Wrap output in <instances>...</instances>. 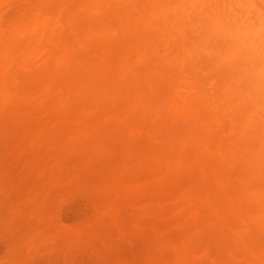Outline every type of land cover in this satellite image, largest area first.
Here are the masks:
<instances>
[{
  "label": "rangeland",
  "instance_id": "1",
  "mask_svg": "<svg viewBox=\"0 0 264 264\" xmlns=\"http://www.w3.org/2000/svg\"><path fill=\"white\" fill-rule=\"evenodd\" d=\"M38 2H48L47 4H49V2H53L52 5L45 6L46 10L48 7L49 8L48 10L50 12L51 11L53 12V20H54L53 21V48H51L48 44H46L48 46L43 45V48L40 51L41 53L39 56L42 59V55H44L43 59L40 60V62L48 60L49 57L53 56L51 59V64L49 63L50 67H49V65L47 66V67L52 68V69H51V71L50 70L48 71L50 74L49 73L47 74V71H45V74H43L44 67H41V68L37 67V65L38 64L41 65V63H35V62L32 63L36 69V72H38L39 74H37V75L32 74V75H34L33 77H35V78L31 77V80L30 81L28 80L29 84L25 83L28 86L30 85L31 88H28V86H26V85H25V87L22 86L23 89H20V91H21L20 94L23 96L21 97V95L19 94L18 98L20 100L21 99H24L25 101L28 100L29 103H30V101L33 102V100H34V102L25 108V106L23 107V105H25L28 102H26L24 104V102H23L24 100H22L23 104L21 103L20 114H21V112H23V114H21L19 118L17 117L18 121H16L17 124L15 126V127H18L20 124H22L21 128L19 129L20 135L18 134L19 130H18V132L15 133L14 129H13V131L12 130L9 131V132L12 131V133H13V137L11 139H9V137H11L10 136L11 133H8L6 139L4 137L3 144L1 145L2 146L1 148H3V157H5L4 162L6 161V163H9L13 159H15L16 155L19 152L24 151V153H26V155L24 156V154H21L17 158V160H18L17 163L23 162L26 157H29L27 155L29 154L28 152L30 151V149L31 148L36 149L38 147V145H37L38 140L42 144V145L40 144L41 149L39 148L40 151H38L39 157H41V155L44 152L50 153V151H52V149H53V153H55L56 152L55 149H58L60 147H61L60 149L67 151L71 147V144L75 148L74 149L70 148V150H72V151L77 150L79 152V154L77 151H76L77 153L76 152L72 153V151H71L72 154H70V151H69L68 156H67V154H66L67 152H65V151L63 152L61 150H58V152H56L57 153L56 157H54L55 155L49 156L48 163H49V161H50V163H51V161H53V163H54V159H57V161H55L56 163L53 164L56 166L48 168L46 171V174H45V181H47V182H48L47 177L50 175L51 171L53 174V185H52V187H51V181H50V183H48L46 185V189H50V187H51V189H53V196L55 195L54 197L53 196L51 197L53 202L51 201V199L49 200V202L50 201L52 202V204L49 203V208L52 205L53 207H51L50 209L53 208V210H51V212H50V209L48 208V210L45 214L46 216H44L46 218H43L39 222L37 219H35V218L33 219V216L30 213L32 210L31 205L26 206L25 211L23 209V214H22V212L20 213V214H22V216L19 217V219L23 217V219H22V220H24L23 223L28 222L27 224H29V225H27L28 228H25L24 230H22V232H21L22 236L21 235L20 236L23 238H22V240L19 239L20 242H18L19 241L18 240V241H15L14 244L12 243L11 245H9V247L11 246V249L10 248L7 249L6 245H4L2 243L0 244V264H15V263L16 264H70L71 262L75 263V264L77 262H78L77 264H264V242L257 241L260 238H262V240L264 241V238H263L264 237V230H259V229L253 228L254 231H251L252 228L247 229L243 226L245 222H248V216H249V213L251 210L249 209L247 211V209L244 208L246 211H242V213H236V214L231 213V212L227 213L228 211H226L224 208H221L222 205H221V207H219L220 204H218V202L216 203L215 206L212 204L211 207H209L210 205L208 203H210V204L214 203V200H216V198L212 199V196L211 197L209 196L211 194L209 192H211V190H212V192L214 191L215 193H218V190L215 188L214 182H212L211 180L208 182L207 181L204 182L202 180L203 184L207 187L206 190L202 189V191H204L202 194L204 197L201 196V199H202L201 203L203 205L202 206L199 205V201H197V200H192L193 199L192 197L195 198V194H196V196H198V194H201V193H195L198 191V187H196L197 189L193 188V190H195L194 192H192V190H191V185H192L191 182L197 181L196 178H195V180H193L194 178L192 176V172H193V174H197L198 169H196L195 165L186 166L187 163H189V161L185 162L186 165L184 163V165H185L184 168H181L182 173L185 176H183L181 173L182 176H179V177L174 176V177H171L169 179H161V180L155 181L157 183L154 182V186L149 185L147 187L144 185V182L146 181L145 178L149 177V175L151 176L152 174H154V175H152L153 176L152 178H156V177L161 178L162 175H164V170L161 168H157V167H152L150 169L148 166H143L142 172L143 171H145V172L143 174H141L142 172H139V173H140V175H142L144 177L140 176V178H138L134 182H132V186L138 185L137 186L138 190H141L140 188H142L143 190H148L147 192H149V193L154 192L153 190L149 191V189H152L151 187H153V189L157 188L156 190L160 191L159 186L160 187L162 186L163 188L165 187V189H168V191L165 189H164V192L160 191V193L161 194L163 193V194L159 195L155 199H153L154 195L152 196V198L149 197L152 200L151 201L150 199L147 200V198L149 196L148 194H146V197L145 196L142 197L143 194L137 195V192H138L137 189L132 190L131 192L130 191L127 192L125 190V186L122 185L121 188L122 189L124 188V191H122V195L118 199L121 201L120 204H123V203H126V204H124V206L120 205L121 210H119L120 209L119 205H118L119 209H117L115 207V209H117V210L113 211V212H115L114 216L111 215L110 217L109 216L103 217L104 221L100 220L99 222L101 224H99L97 221H95L96 219H94V218L95 217L98 218L100 216L99 211L103 215L105 213H108V208L111 207V205L114 201V197H112V195L110 193H112L113 190L117 186V183H116L117 178L116 177H118V175L116 176V172H117V174H119L122 171L121 161L123 160V157H125L124 156L125 154L123 153L124 147L119 146L120 144L117 142L118 136H116V134H114V135L109 134L111 132L110 131L111 127L109 130H107L108 129L107 127H106L107 129H105V127H103L105 129V131H103L104 133L102 132L103 129H101V131H100L99 130L100 128L99 129L95 128L94 130H98V131H100L99 133L105 134L104 137L102 136L104 139H107V137H109V136L112 138V136H113V138H115V139H111V138L110 139L114 140L115 142H113L114 143L113 144L110 140L111 144H113L112 148H110V146L107 147V145H105L103 147V146H101V144L103 142L97 143V141H99V140L95 139V136L94 137L92 136L91 138H94L93 140H96L95 141L96 146L91 145V143H88V144L91 147H98V149L100 148L99 151L97 150L98 152L96 151V153H95V151L94 152L90 151V153L86 152V154L84 152V154H82L80 152H83L86 149L82 145H81L82 146L81 148H83L82 151L77 149L79 147V143L81 141L77 143V140L76 139L74 140V138H75V136H78V137H79V135L81 136L80 132L83 129L82 128L83 126H80V124L77 125L76 128L72 126V123L75 122L76 120L77 121L81 120L84 117L85 113L91 112V114L95 115L94 112H96V110H97L98 112H96V114H98V113H101V114L99 115V117L96 115V118H98L99 121L104 120L106 122V125L109 127V125H111V124L108 120L112 121V118L114 115H118L119 119H121V116L123 114L124 115L129 114L127 112H130V113H132V116L133 115L135 116V110H136V116H137L136 118L137 119L135 118V122H134V124H136V126L133 124L132 125L130 124L132 126V128H134V130L127 131V136H131L133 139H136V137H137V138H139V140H144V141L150 140V141H152L151 144L153 146H157V147H161V148H162V146H161V143L158 144L159 142L163 141L164 143L165 142L167 143V141H169V139L176 140V137L177 138H179V137L186 138L185 137L186 136L185 131L188 128V125L185 122H181V121L179 122V120H178V122H179L178 123L177 120L170 118L169 106H168L169 103L165 102V104H164V102H163V101H166L167 94L164 90L163 83L161 82V80H159V77L156 74L151 73V72L148 73L146 71V73H145V71L143 69H142V71L138 70L139 75L141 73H143L140 76L141 77L144 76L145 82L142 81V83L144 82L145 85L147 86L146 87L145 85H143L142 92H141V84H137L136 85L137 87H135V85H134L135 79H137L136 83H138V81L140 80L139 78H141V77L139 75L135 76L136 78L133 79V82H131L132 78L134 77L133 74L131 73V68L139 66L141 64L143 67H144V65H145V67H148V65H150L149 67H152L151 65H153L154 67H159V66L161 67V65H163L166 67L168 66L170 68L171 67L176 68V69L180 68L181 72L179 71V69H178V71H179V73H181V75H183V77H185L186 80L193 81V82L200 81L199 83H203V82L204 83H206V82L207 83H214L215 89H217V91L216 90L215 91L222 93L225 96H229V97H236V96L237 97H260V98L264 99V57L262 55L258 54L257 52H254V51L248 50L246 48H243L242 46H239L235 41H233L232 39H230L228 37L223 36L222 34H217L216 32L213 33L212 29L209 27V25H207V22L204 21L205 18L208 19V18H211L212 16H216V15L217 16H227V17L229 16L232 18H238V19L245 21V22L256 23V24H258L264 28V0H0V14L8 13V16L14 15L13 17L9 16L11 23L8 22L9 19L8 20L5 19L7 22L4 20L2 23H0V25L2 26L6 22L5 26L3 25L4 27H6L7 25L9 26V24H10L9 28H11V30L9 29L10 31H8V29H7V31L11 32L13 29V26L15 24L14 22H15L16 16L14 13H16L18 11H23V10H29L33 5L37 4ZM55 14L56 15L59 14V15L55 16ZM54 16H55V18H54ZM60 17L62 19L64 18L65 22L64 21L60 22L61 21V19H59ZM6 28H4V29H6ZM102 35H105L106 37L103 38ZM83 36L84 37L86 36L85 37L86 40L88 38V42H86V40H85V42L82 41V39H84ZM80 38H82V39H80ZM89 41L92 43V44L90 43L91 45L88 44ZM90 46H94L93 47L94 51H92L93 50L92 48L90 50H88L90 48ZM128 48H130V49H128ZM82 50H84L85 52L81 53V52H83ZM100 51H128V52H130L131 56L129 59L127 57V61L130 62L132 60L131 62L134 64L129 65L128 62L127 63L129 66H127V63H126V65H124V63L120 64V73H119L115 70L116 63H115V61L111 60L113 58L103 59L100 56L99 59L98 58L95 59V55L98 54V52H100ZM83 54H85V55L83 56ZM133 54H134V57H133ZM93 55H94V57H93ZM82 57H83V59H82ZM76 58H77V60H76ZM89 58H91V59H89ZM84 59H86V60H84ZM107 60L109 62H106ZM145 60H146V62L143 63ZM110 62L113 63V65ZM94 63H98V65L101 64L102 69L105 70V71L99 70L98 73H100V72H102L101 74L104 73L99 78H97L98 76L95 78L93 77V75L96 74L97 70L99 69V66H97V68H96V65ZM103 64L105 65V67H103L104 66ZM110 64H111L113 69L110 66V68H109L110 70L108 72H106L107 66L109 67ZM31 65H30V67L33 68L32 67L33 65L32 66ZM121 65L123 68H121ZM126 68H127V72H129L128 74L127 73L125 74ZM100 69H101V66H100ZM111 69L113 70L114 74L117 75V77L119 79L120 78L122 79V81L114 79V81L115 80H117V81L113 82L112 84L108 82L109 84H111V87L106 86L105 89H107V91H110L111 97L109 98V93H107L108 98L106 97L107 100L105 101L103 99V96L106 94L102 93L105 90V89H103V80L102 81H99V80L103 79L104 78L103 76L108 75V74L110 76V77L108 76L109 80H110V78L114 76ZM47 70H48V68H47ZM54 70L58 71V72L56 71L57 74H55V75L59 74L57 77L53 76L55 73ZM78 70L80 71V73L78 72ZM82 71H84L83 72L84 75L79 76L82 73ZM32 72H33V70H32ZM175 72H177V70L173 71V73H175ZM42 75H43V77L48 76L47 79L45 78L46 79L45 83H44L45 79H43ZM138 76H139V78H138ZM53 77H54V79H53ZM108 77H106V78H108ZM128 77L130 78V80L128 79ZM78 78H80V80ZM37 79H40L41 84L39 83V81H37L39 84L36 87H35V84H32V85H34V86H32L31 85L32 82L37 84V82H36ZM52 79H53V81H51ZM148 79L149 80L154 79L153 81H155L156 83L153 82L152 80L149 82ZM93 80H95V81H93ZM50 82H52L53 84L55 83V86L53 84H51ZM82 82L84 85L85 84L87 85V83L89 84L88 86H85L86 89L83 91H81L83 89L82 88L83 85L80 84ZM110 82H111V80H110ZM157 82H161L160 83L161 87L159 85H157ZM95 83L99 87H97V86L94 87ZM139 83H141V81H139ZM151 83L152 84L155 83L156 85L154 84V87L152 88ZM104 84H106V83H104ZM118 84H120V85L123 84V86H120V88H115L116 86H118ZM127 84H128L127 87H129V88L125 87ZM49 85L52 86L50 89H48ZM226 85L228 87H225ZM61 86H63V87H61ZM26 87L28 89H25ZM46 87H47V89H46ZM90 87H91V89H89ZM99 88L103 89V91L101 90L102 92H100V93L97 91L96 93L98 96L94 95L95 93H93V92H95V90L100 91ZM88 89H89V91H88ZM155 89H157V92ZM29 90H31V91H29ZM69 90H72V91L70 92ZM118 90L122 91L120 93L121 98L118 97V95H119ZM161 90L164 93L163 92L161 93ZM23 91H25L26 93H24ZM41 91H44L43 92L44 94L40 93ZM84 91H86L87 93L85 94L84 97H82V95H84V94H81V93H84ZM107 91H105V92H107ZM144 91H146V92H144ZM29 92H31V93H29ZM69 92H70V94H69ZM101 93L103 94V96L99 95ZM113 93L118 94L117 95L118 99H116L117 101L116 100L114 101V103H118V104H116L117 107H114V108L113 107H107V108L104 107V109H106V111L104 109L100 108L106 102L110 103L111 100L114 99ZM134 93H135V96H133ZM137 93H141V94L139 95ZM148 93L149 94L152 93V96H150ZM136 94L140 97L139 99H137L138 97L136 96ZM142 95L144 97H142ZM161 95H163V96L159 98V96H161ZM126 96L128 97L127 100L125 99ZM72 98H75V100ZM85 98H86V100H85ZM158 98L161 100V102ZM71 99L74 100V102L77 101L75 103V105H73L74 103L73 104L71 103ZM101 99H103V101ZM120 99H123V100L119 101ZM79 100H81V101H79ZM93 100H94V102H92ZM95 100H97V101H95ZM100 100L103 103H101ZM67 101L69 102V104L73 105L72 106L73 108H71L69 106V104H67ZM118 101L121 102L122 104H119ZM148 101H149V103H148ZM96 102H99V104ZM133 102H134V104H133ZM62 103L66 104L64 108L62 107L63 106ZM78 103H81V104L78 105V108H77L76 105ZM152 103H153V105H151ZM154 103L156 104V107H159V105H163V106H166V108L164 107L162 109V106L159 108H155ZM198 103H200L199 105H197L198 109L200 111H201L200 108L205 109V110H203L204 112L207 111V113L206 112L205 113L208 114L207 115L208 119L205 117L206 114H204L202 111L199 113L201 114L202 117H204L203 120L208 122V120H210V117H211L209 115H211V114L209 113V111L205 107L206 105L203 101H200ZM137 104H139V107ZM141 104H143V105H141ZM42 105H43V107H41ZM112 105L113 104H111V106ZM135 105H137V108H134ZM57 106H59L58 110H60V106H61L63 111H57V108H56ZM140 106H141V108H140ZM33 107H34V109H33ZM167 107H168V109H167ZM51 108H54L56 110H53V111L48 113V111H50ZM133 108L135 110H133V112H131L132 110H130V109H133ZM138 108H140L139 111H138ZM160 108L163 111H165L164 113H166V114H164ZM28 109H32L35 112L31 113V111H29L30 112L29 113ZM71 109L73 111H71ZM122 109H126L125 110L126 113H124L123 111L121 113L117 112V110L120 111ZM166 109H167V112H166ZM25 110H27L26 111L27 113H25ZM38 110H41V111H38ZM102 110L104 112H102ZM219 110H220L219 113H221L222 108H220ZM146 111H147L146 114H148L147 118L145 117L144 119H141V121L143 120L142 123L136 121V120H139L141 116H142L141 118H143ZM46 112L49 116L44 115V114H46ZM59 112H61V113H59ZM69 113L71 114V116L69 115V117H68ZM161 113H163V114H161ZM149 114H151V115H149ZM157 114H159V116H157L158 118L161 115L162 120L160 122H164L163 118H165L166 122L165 123L158 122L159 121V120H157L158 118L156 119ZM53 115H55V116H53ZM164 115H166V116H164ZM219 115H222V117H220ZM24 116L28 120V122L26 121V123L23 122ZM40 116H42V119H40L41 118ZM218 116L220 118V123H221V119L224 120L223 121L224 123H225V120H228L231 122V120H229L228 118L227 119H226V117L223 118V111L221 114H218ZM47 117H50L51 120ZM62 118L64 120H62ZM154 119L157 120L159 125L162 124L163 127L167 123H170V124L175 123L174 124L175 127L177 126L176 124H181L180 128L181 127H183V128L180 129L181 132L180 131H178V132H180L182 134V132L185 130L184 131L185 134L179 135L178 132H175L177 134L176 135V134H174L175 130L173 129V132H172L173 136L171 135L173 138H171V136L167 135V133H169V132L164 130V128L162 126H161V129L160 128L158 129L156 127V125L154 126L155 128L153 127V124H151V122L153 123ZM37 120H39L38 123H37ZM132 120L130 122H132ZM40 121H41V123H40ZM230 122L228 124L229 126L231 125ZM43 123L47 124V125L45 124L46 127H42ZM137 123H139V125H142V126L139 128V125H137ZM226 123H227V121H226ZM55 125H57V126H55ZM145 125L146 126L148 125V127L145 128L146 130H143ZM150 125L152 127H151V131L149 132ZM159 125H158V127H159ZM224 125H223V127H224ZM28 126H30V127H28ZM218 126H220V125H218ZM218 126H214L212 128V131H216L218 129ZM229 126H226V129L223 128L224 130L220 129L221 131L218 129L220 134L218 132L212 133L213 136H214V134L216 135V138L219 136V140L217 139L215 141L216 143L218 141L221 142L222 139L224 140V135H225V137H227L226 134L228 133V130H229L228 127ZM167 127L171 128L169 125H167L166 128ZM177 127H176V129H177ZM51 128L54 129L53 132H55V133H57L58 130L59 131L62 130L63 132H62V134L59 133V131L57 134H55V133L51 134L50 133L52 131ZM55 128L56 129L59 128V129L56 131ZM49 129H50V132L48 135L51 137H48L47 133H45V132H48ZM64 129L67 130L66 133H65ZM26 130H28V131H26ZM152 130H154V133L156 135L161 134L164 137L156 136ZM160 130H161V133H156V132H159ZM167 130H169V129H167ZM178 130H179V128H178ZM98 131H93V133L94 132L96 133ZM141 131H142V134H145L146 136L140 135ZM171 131H172V129H171ZM24 132L29 133L27 135V137L23 136V135L27 134V133L25 134ZM148 132L150 134H146ZM151 132H152V134H151ZM45 134L47 135V137L45 136ZM106 134H109V136H106ZM16 135H19V136H16ZM41 135H42V137L44 136V138H42V137L40 138L39 136H41ZM55 135H56V138H54V139H56V141H54L52 139L49 141L46 140L48 138L55 137ZM153 135H155L156 137L154 138ZM22 136L24 137L23 141L21 140ZM37 136L39 137V139L37 141L32 142L34 144L33 145L31 143V141H33V138L34 137L36 138ZM141 136H142V138H141ZM14 137H16L17 139ZM83 137H85V136L83 135ZM83 137H82V139H83ZM151 137H152V139H150ZM157 137H159V139H156ZM161 137H162V139H161ZM40 139H42V140H40ZM163 139L166 141H164ZM66 140L67 141L70 140V142H72V140H74L73 143L76 141V144L75 145L73 143L69 144V142L67 143ZM79 140H80V137H79ZM87 140H88V138H87ZM90 140H92V139H89L88 141L85 140L86 143L85 142H83V143H85V145H86L87 142H89ZM173 140H170V142L167 143L168 145H165V146H167V148L165 147V150L174 146L175 142H173ZM64 141L66 142L65 144H64ZM103 141H107V140H103ZM155 141H159V142L157 143ZM40 142H38V143H40ZM48 142H50L49 145H48ZM90 142H92V141H90ZM110 142H108V143H110ZM220 142H218V143H220ZM225 142H227V140H225ZM35 143H36V145H35ZM43 144H45V145H43ZM66 144L70 147L68 149H64V147L62 148V146H65ZM88 144H87V146L90 147ZM92 144H93V142H92ZM178 144L179 143H176L175 146L173 147L174 152L177 149ZM162 145H164V144L162 143ZM224 145L226 146L227 143ZM91 147H90V150H91ZM113 147H116V149H114ZM95 149L96 148H94L92 150H95ZM60 152L61 153L63 152L64 155H62L63 153L61 154ZM92 152H93V154H91ZM60 154L62 155V157ZM187 154L191 155V150L190 151L187 150V152L185 153L186 157H187ZM39 157H37V158L39 159ZM66 157L69 159L68 161L66 160L67 162L63 160ZM191 166L194 167L192 172L190 171L192 169ZM53 169H54V171H53ZM141 169H140V171H141ZM146 171L148 174H146ZM194 176L197 177V175H194ZM180 180H182V182H180ZM200 182H199V184H200ZM44 183L45 182H43V184ZM182 183L184 184V186ZM247 184H245L244 186L241 187V188H243L242 190H245L246 187H248L246 190L247 193H245V191L243 193V191H242V197L244 198V200L242 198H241V200H243L244 206L249 201L248 192L252 188L251 187L252 184H250V183H247ZM204 185H202V186L204 187ZM144 186L146 187V189L144 188ZM170 187H172V188H170ZM211 187H213V189H211ZM143 190H141L140 192L142 193ZM161 190H163V189L161 188ZM186 190H187V192H186ZM166 191H167V193L168 192L171 193L170 196L173 195V197L170 198L169 194L166 195L168 198L165 197ZM176 191H177V193H176ZM199 191H200V189H199ZM128 193L133 194L134 197H136V196L140 197L141 196L142 198H140L138 203H137V201L133 200L134 197L129 201V198H131L132 195H130ZM106 195H107V197H106ZM109 195H111L110 196L111 198L109 197ZM163 195H164V197H163ZM162 197L164 198V200L161 201V199H160V201H161V203H160L161 208H160L159 204L158 205H156V204L159 202L158 201L159 198H162ZM214 197H218L219 199L220 198L223 199V196L220 197L219 194L218 195L216 194ZM245 198H247V200ZM38 199H39V201H42L41 196H39ZM103 199H105V200L103 201ZM145 199L147 201H144ZM153 200H156V201H153ZM184 201H186V202L183 203ZM223 201H225L224 204L226 202H228L225 196H224V199L221 200L220 202H223ZM99 202L104 204V206L102 204L99 205ZM178 202H179V205L176 204ZM117 203L119 204V201ZM150 204H151V208L149 207ZM152 204H154L155 206H153ZM164 204H165V206H163ZM197 204H198V206L204 207L205 209L202 208L204 210H202L200 212V207H198ZM95 206H98V212H97V210L95 211ZM187 206H189V207H187ZM146 207H148L147 210L150 209L149 210L150 212H153V210H154V213H153L154 219H153V216H151L152 213H149V211L148 212L146 211V213H149L150 217H152V218H149V214H148V216L143 215L145 213L144 211H143L142 215L146 216V217L142 218V217H140V215H138L139 213L136 211L137 212V213H135L136 218H134V220H129L130 221V224H129L127 219H130L131 216H127V214L128 215H130V213L133 214L135 211L134 212H132V211L135 208H136V210L140 209V211L139 210L138 211L142 212L141 210H146L145 209ZM163 207H167V209H165V208L163 209ZM168 207H170V210L168 209ZM171 207H174V208L171 209ZM123 208L125 210L127 208L126 211L127 212L130 211V212L125 214L127 216V218L126 217L125 218L119 217L121 219V223L118 224L116 222V220L119 219L118 213L121 212V214H122V215L119 214V216L120 215L124 216L123 213H126V211H122ZM159 208H160V210H159ZM14 209L15 210H13V209L12 210L16 211V208H14ZM131 209H132V211H131ZM162 209L165 212H162L161 211ZM221 209H223V210H221ZM118 210H119V212H118ZM183 210H185V212H183ZM207 210H208V212H207ZM212 210H214V211H212ZM210 211H211V213H210ZM96 212L98 213L97 215H96ZM167 212H168L167 217L164 216L165 218L164 217L160 218V216H162L163 213H165L167 215ZM181 212H182V214H180ZM219 212L221 213V215L219 214ZM51 213L53 215H51ZM244 213L246 216L242 215ZM159 214H160V216H159ZM87 215H88V217H93L96 226H97V224H99L102 227H101V230L97 231L98 233H93L94 235H91L90 239L89 238L86 239L85 243L81 242L82 245L78 246L76 243H73L72 246H74L75 249L78 248L81 250V248H85V249H82L83 252L81 251L83 254L80 252L81 258H79V255L72 254L73 253L72 252L73 249L71 248L72 246L68 247L69 246L68 244L63 243V239H62L63 237H61L60 234L63 233V230L67 231L69 229V227H71L73 225L78 226L79 224L77 222L79 221V223H80V221H83V220H81L83 218L85 221H83L81 223V225L84 226L85 222H86L85 217H87ZM207 215H209V216H207ZM222 215H224L223 217H224L226 222L223 221L224 219L222 218ZM17 216H18L17 213H12L10 211L9 213H7V215L4 218H0V241L4 240L6 238L5 234L11 228V227H9L10 226L9 223L12 219H15V220L18 219ZM55 216L57 217L58 221L56 220ZM115 216H117V218H115ZM172 216H174V218H176V219L173 218L175 221H177V218L179 219L178 223L171 221ZM53 217H54V219H53ZM138 217H140V218H138ZM147 217L149 218V220L147 219ZM227 217H229V218H227ZM123 218H124V220H123ZM141 218H142V220L145 218L143 220V222H146V221L148 222V225H145L146 227H144L143 226L144 223H142L140 221ZM47 219H49V220H47ZM214 219L217 221L215 222ZM232 219L234 221H232V224H231L229 222H231ZM87 220H88V218H87ZM136 220H137V222H136ZM153 220H156V223L160 222V225L165 220L163 222V226H162L163 231L165 230L163 233L164 235L158 234V231H156V229L154 228ZM168 220L171 223L174 222L172 224L169 223V225H172V226L168 225ZM201 220H202V222L206 221V222H204V225H206V227L202 228L203 225L201 227V224H203V223H200ZM56 221L58 222L57 224H56ZM90 221L93 222L92 219H90ZM109 221L112 223L110 224ZM125 221L128 224L124 225ZM133 221H135V222H133ZM184 221H186L185 222L186 224L184 223ZM239 221L242 224V226L238 224ZM37 222L39 223L38 226H37V224H38ZM132 222H133V225L135 223V225H134L135 227L132 225ZM166 222H167V224H166ZM137 223L141 224V225L139 224L140 229H141V227L145 228V229L142 228L143 231L144 230L146 231L147 229H149V227L152 230L155 229V231L152 232L149 229L152 234H150L149 230H147L146 233H144L145 231L141 232L142 229L141 230L139 229L140 231L139 230L136 231L137 229L136 230H134V229L139 228L138 227L139 225ZM156 223H154V224H156ZM183 223L185 224V226ZM217 223L221 224V226H223V227L218 226L219 224H217ZM112 224H113V226H112ZM116 224H118V225H116ZM182 224H183V226H182ZM50 225H51V229L49 228ZM95 225H94V229L96 228ZM103 225H104V227H103ZM160 225L158 223L156 225V228L159 231L162 230L161 229L162 227H160ZM75 226H73V227H75ZM120 226L122 227V229L120 228ZM166 226H167V228H165ZM172 227H174V228L176 227V229H174ZM207 227L208 228L212 227L215 230H208ZM41 228L42 229L46 228L45 230H43L44 231V233L42 232L43 234L40 232L42 230ZM48 228H49V230L47 231ZM124 228H126L127 231H126V229L124 230ZM170 228H172V229H170ZM181 228H182V230L183 229H188V230L192 229L190 231L192 232L193 235L195 234V238H193V240H192V234L191 233L189 234L188 232H186V230L184 233L181 230ZM216 229H219V230H216ZM227 229H229V230H227ZM133 230L135 231V233L138 232V233H142L144 236L146 235V237H141L142 236L141 234H140L141 236L140 235L138 236V234L136 236L135 233H132V232H134ZM171 230H172V236L171 237L172 238L175 237V240L178 241L177 244H176V241L172 242L173 241L172 239H167V241L170 240L169 243L171 245L169 244V247H167L168 243L166 244L167 241L165 242V240H164V245L166 246L165 247L163 245V243H161V241L163 242V238H165V237H163V238L161 237L162 240L161 239H160L161 241L159 240L160 241L159 243H161V245H163V247L158 243V241H155V239L158 240L160 236H166L168 233H171ZM180 230L183 233H181ZM124 231H125V233H124ZM163 231H160V232H163ZM166 231H168V232H166ZM67 232H66V234L63 233V234H65V235H62V236H64V238H65V236H67ZM165 232H166V234H165ZM237 232H239V233H237ZM241 232H242L243 236L241 235ZM243 232H244V234H243ZM236 233H237L236 236H238V237L235 236ZM153 234H155V235H153ZM157 234L159 236H157ZM232 234H234V235H232ZM148 235H150V236L153 235L152 237H154V236H157V237H154L155 239L154 238H147ZM170 235H168L169 237H167V238H170ZM254 235L255 236L260 235L261 237L259 236L260 238L259 237L254 238L255 237ZM245 236L247 238H249L250 241H249V239H245L246 238ZM150 239H154L155 243L157 242L158 246L156 247L154 241L152 240L153 242H151ZM50 241L53 242L52 248L50 247L51 244L50 245L48 244L49 246H46V244H44L47 242L50 243ZM236 241H238L237 244H236ZM247 241H249V245H247V243H248ZM251 241L253 244L251 243ZM190 242H192V243L190 244ZM43 244L45 245V247ZM184 244H185V246H184ZM41 245H43V247H44L43 250L41 248H38ZM159 246H161V247L159 248ZM177 246L181 250L179 249V251H178V249L176 248ZM249 246H251V247H249ZM16 248H18L17 252H15ZM86 248L88 251L87 253L85 252ZM68 249H71L72 253L69 252L70 250H68ZM233 249H236L235 252H233ZM11 250H13V251H11ZM182 250H183V252H182ZM184 250L187 252L184 253ZM243 250H245V252H246L245 254L247 256L243 254V252H242ZM7 251H8V253H7ZM238 251H240L241 253H239ZM9 253H11V256L13 255L12 258H11V256H9L10 255ZM35 253H37V254H35ZM68 253H71L72 256L74 255L79 260H76L77 262H75L76 258L74 257L71 259L72 256L69 257L70 254H68ZM181 256H182V258H181ZM15 259H17V261H15ZM81 259H84V260H81Z\"/></svg>",
  "mask_w": 264,
  "mask_h": 264
},
{
  "label": "bare ground",
  "instance_id": "2",
  "mask_svg": "<svg viewBox=\"0 0 264 264\" xmlns=\"http://www.w3.org/2000/svg\"><path fill=\"white\" fill-rule=\"evenodd\" d=\"M47 3L48 2H38L37 4L33 5L29 10H23V11H18L16 13H14L15 16H16L15 17V22H14L15 24H14L13 29H12L11 32H8V31L11 30V28H9L10 24H9V26L7 25L8 27L6 26L7 28L4 27L5 24H6V22H7L5 19L8 20L10 18L9 16L13 17L14 15H9L8 16V13L0 14V23H2L4 20L6 21L5 24H3L4 26L2 25L6 29H4L0 25V218H4L7 215V213H9L10 211L12 213H17V215H18L17 216L18 219H16V220L15 219H12L10 221V223H9L10 226L9 227H11V228L5 234V237L6 238L4 240L0 241V244L2 243L4 245H6L7 249L8 248L11 249V246L9 247V245H11L12 243L14 244L15 241H18L19 239L22 240L23 237H21L22 236L21 235V232L25 228H28L27 225H29V224H27L28 222L23 223V221H24V220H22L23 217L20 218V219H19V217L22 216L23 209L25 211V207L26 206H28V205L30 206L31 205V209L32 210H31L30 213L32 214L33 219L35 218V219H37L40 222V220H42L43 218H46L44 216H46L45 214H46V212H47V210L49 208V203L52 204V202H53L52 199H51V197L53 196V189H51V187L53 185V174H52V171H51L50 172V175L47 177L48 182L45 181V174H46V171H47L48 168H51L53 166H56V165H53V164H55L56 163L55 161H57V159H54V163H53V161H51V163L49 161V163H48L49 156L55 155L54 157H56V155H57L56 152H58V150H61L63 152L64 151L67 152L66 153L67 156H68V152L69 151H70V154H72L73 152L75 153L77 150H74V151L70 150V148L71 149H74L75 148L71 144V143H73V141L75 139L77 140V143L81 141L79 143V147L77 149H79V150L82 151L83 150V148H81L82 146L85 147L86 150L88 149L87 151L84 149L85 151L80 152V153L84 154V152H85V154H86V152L87 153L88 152L90 153V151H93V152L95 151V153H96V151L97 150L99 151L100 148L98 149V147H91L88 144V143H91V145H95L96 146V142H95L96 140H93L94 138H91L92 136L93 137L95 136V139L99 140V141H97V143H102L103 142L101 144V146L104 147L105 145H107V147L110 146V148H112V145L114 144L113 142H115V141L114 140H111V139H115V138H113V136L111 138L109 136V134H113V135L116 134V136H118L117 142L120 144V145L118 144L119 146H123L124 147L123 148L124 149V152L123 153L125 154L124 155L125 157H123V160L121 161L122 171L119 174H117V172H116V176L118 175V177H116L117 178V180H116L117 186L113 190V192L110 193L112 195V197H114V201H113L111 207L108 208V213H105L103 215L99 211V215L100 216L98 218H96V217L94 218V219H96L95 221H97L99 224H101L99 222L100 220L104 221V218L103 217H108V216L110 217L111 215L114 216L115 212H113V211L119 209L120 205L121 206L122 205L124 206V204H126V203L120 204L121 201L118 199L122 195V191H124V188L122 189L121 187H122V185H124L125 186V190L127 192H129V191L131 192L132 190H136L138 188L137 187L138 185L132 186V182H134L136 179H138V178H140V176H142V175H140L139 172H142L143 166H148L150 169L152 167H157V168H161V169L164 170V175H162L161 178H159V177L152 178L153 177L152 175H154V174H152L151 176L149 175V177L145 178L146 181L144 182V185L147 187L149 185H153L154 186V182L155 181H158V180H161V179H169V178L174 177V176H176V177L177 176L178 177L179 176H182L183 173H182V169L181 168H184L185 165H186L185 162L189 161V163H187L186 166L195 165L196 166V169H198V172L196 171L197 174H193V172H192V170H193L194 167L191 166L192 169L191 168H190L191 170L189 169L192 172V176L194 178V179L193 178L192 179L195 180V178H196V180H197L196 182L195 181L191 182V184H192L191 185V190H192V192H194L195 190H193V188L194 189H197L196 187H198V191L195 192V193H201V194H198V196H196V194L194 193L196 199L194 197H192L193 198V199L191 198L192 200H197V201H199V205H201V206L203 205L201 203V200H202L201 199V196L204 197L202 195L203 192H204V191H202V189H205L206 190L207 187L203 184L202 180L204 182L205 181L208 182V181L211 180L212 182H214L215 188L218 190V193H215L214 191L212 192V190H211V192H209V193H211L209 196L210 197L212 196V199L213 198H216V200H214V203H211V204L208 203L210 205L209 207H211L212 204L215 206L216 203L218 202V204H220L219 207H221V205H222L221 208H224L226 211H228L227 213L231 212V213H235V214L236 213H242V211H246L245 209H247V211L250 209L251 211H250L249 216H248V222H245L243 226L245 228H247V229L252 228L251 231H254L253 228H256V229H259V230H264V99L263 98H260V97H237V96L236 97H229V96H225L222 93L216 92L217 89H215V84L214 83H207V82L204 83L203 81H202L203 83H199L200 81L193 82V81L186 80L185 77H183V75H181V73H179V71L181 70L180 68H177V69L176 68H173V67L170 68L168 66L166 67V66H163V65H161V67L160 66L159 67H154L153 65H151L152 67H149L150 65H148V67H145V65H144V67H143L142 64L139 65L140 67L139 66H136V67H132L131 68V73L134 76L132 78V81L131 82H133V79L136 78L135 76L139 75L138 74V70H141L142 71V69H143L145 71V73L147 71L148 73L151 72V73L156 74L159 77V80H161V82L163 83L164 90H165V92L167 94L166 101H163V102H164V104H165V102H168L169 103L168 106H169V115H170V118H172L174 120H177V122H178V120H179V122L180 121L181 122H185L188 125V128L186 129V131L183 129L186 132V134L184 133V131L181 134L180 133L181 132L180 129L183 128V127L180 128V125L181 124H176L178 126V127L176 126L177 129L174 126L175 123L174 124L167 123V124H165L164 127H163L162 124L159 125L158 122H160L162 120L161 115H160L159 118L157 117V116H159V114L156 115V119L158 118L157 120H159V121L157 122V120L154 119V122L153 123L151 122V124H153V127L156 125V127L158 129L159 128L161 129V126H162L164 128V130H166V131L169 132V133H167L168 136H171V135L173 136V133H172L173 132V129L175 130L174 131V134H176L175 132L180 131V132H178L179 135L180 134L181 135H184V134L186 135L185 136L186 138H184V137L177 138L176 137V140L169 139V141H167V143H169L170 140H173V142H175V144L176 143H179L178 146H177V149L175 150V152L173 150V147L175 146L174 143H173L174 146H172L171 148L165 150V147L167 148V146H165V145H168L166 142H165L166 143L165 144L163 141L162 142L155 141L157 143L159 142L158 144L161 143V146H162V148H161V147L153 146L151 144L152 141H150V140H145L144 141V140H139V138H137V137H136V139H133L131 136H127V131L134 130V128H132L131 125L133 124V125L136 126V124H134V122H135V118L137 116H136V110L134 108H137V105L139 107V104H137V105H135V107L133 109H130V110H132L131 112H133V110H135V116L134 115L132 116V113L127 112L129 114H127V115H124L123 114L121 116V119H119V116L118 115H114L113 118H112V121L108 120L110 122V124H111V125H109V127L106 125V122L104 120L99 121V119L96 118V115L99 117V115L101 114V113L96 114V112H98L97 110H96V112H94L95 115L94 114H91V112H89L90 114L89 113H85L84 117L81 120H78V121L76 120L75 122L72 123V126L73 127L76 128V126L80 124V126H83L82 127L83 129L80 132L81 133V136L79 135L80 140H79V137L78 136H75V138H74V140H72V142H70V140H68V141L66 140L67 143L69 142V144H71V147L66 144L65 146L67 148L65 146H62V148L64 147V149H68L70 147L67 151L66 150H63V149H60L61 148L60 147L58 149H55V151H56L55 153L56 154L53 153V149H52V151H50V153L49 152H44L41 155V157H39L38 156V151H40L39 148L41 149L40 146L42 144H41V142L38 139H39V137L40 138L42 137V135H41L39 137L37 136L38 138L37 137L36 138L34 137L36 140L33 138V141H31V143H32V142L38 140L37 141V145H38L37 148L38 149L37 148L36 149H34V148L32 149L31 148L30 151L28 152L29 154L27 155L29 157H26L23 162L17 163V161H18L17 158L21 154H24V156H25L26 153H24V151L19 152L16 155L15 159H13L12 161H10L9 163H6V161L4 162L5 157H3V148H1L2 147L1 145L3 144V139H4V137L6 139L8 133H11V135H10L11 137H9V139H11L13 137V133H12L13 129H14V132L16 133V132H18V130L21 128V125H22V124H20L18 127H15L16 124H17L16 121H18L17 120V117L19 118L20 115L23 114V112H21V114H20V110H21L22 100H24V99H21L20 100L18 98V96H19V94L21 92L20 89H23L22 86H24V87H25V85L28 86L27 84H29V81L31 80V77H33L34 75L39 74L38 72H36V69H35V67H34V65L32 63L33 62H35V63H41V65L38 64L37 67H39V68L44 67L43 74H45V71H47V74H48L49 73L48 71L49 70L51 71V69H52V68H49V67H50L51 59H52L53 56L49 57L48 60H45L43 62H40V60L43 59V56L44 55H42V59H41V57H39L40 56V53H41L40 51L42 50L43 45L48 44L51 48H53V21H54L53 20V12L52 11L50 12L48 10L49 9L48 7H47V10L45 9L46 8L45 6L52 5L53 2H49V4H47ZM58 15L59 14H57V15L55 14V16H58ZM55 16H54V18H55ZM61 17L59 18V19H61L60 22H62V21L65 22L64 18L62 19ZM10 21L11 20L9 19L8 22H10ZM204 21L207 22V25H209V27L212 29L213 33L216 32L217 34H222L223 36L228 37V38L232 39L233 41H235L239 46H242L243 48H246L248 50L257 52L258 54H260V55H262L264 57V28L262 26H260V25H258L256 23L245 22V21H242V20H240L238 18H232V17H229V16L227 17V16H217L216 15V16H212L211 18H208V19L205 18ZM7 29H8V31H7ZM102 36H103V38L106 37L105 35H102ZM85 37H84V39H82V38H80V39H82V41L85 42V40H86ZM86 42H88V38H87ZM90 43L91 42L89 41L88 44H90ZM48 45H46V46H48ZM93 47L94 46H90V48L88 50H90L91 48L93 49ZM128 49H130V48H128ZM82 51L83 52H81V53H84L85 52L84 50H82ZM92 51H94V49ZM128 51H100V52H98V54L95 55V59H97V58L99 59L100 56L103 59H111V58H113L111 60L112 61H115V63H116L115 70L120 73V64H123L124 63V65H126V63L128 62L127 61V57L129 59L130 56H131L130 55V52H128ZM84 55L85 54H83V56ZM93 57H94V55H93ZM133 57H134V54H133ZM82 59H83V57H82ZM89 59H91V58H89ZM76 60H77V58H76ZM84 60H86V59H84ZM106 62H109V61L107 60ZM130 62H128L129 65L130 64H132V65L134 64V63H132V62L130 63ZM145 62H146V60L143 63H145ZM128 63H127V66H129ZM94 64L96 65V68H97V66H99V69L97 70L96 74H94L95 76L93 75V77L95 78V77L98 76L97 78H99L100 76H102L104 74V73L101 74L102 72L98 73L99 70L102 71L104 69H102V65L101 64H99V65H98V63H94ZM111 64L113 65V63H111ZM111 64L109 65V67L107 66L106 72H108L110 70L109 68H110ZM30 65L34 69L31 68ZM48 65H49V67H47ZM100 66H101V69H100ZM103 67H105V65ZM47 68H48V70H47ZM111 68H112V66H111ZM121 68H123L122 65H121ZM127 68L125 69L126 70L125 71V74L126 73L127 74L129 73V72H127ZM178 69H179V71H178ZM32 70H33V72H32ZM175 70H177V72L173 73V71H175ZM56 71L54 70V72H55L54 75H53L54 77H57L59 75V74L58 75H55L58 72V71L57 72ZM78 72L80 73L79 70H78ZM83 72L84 71H82V73L79 76H81V75L83 76L84 75ZM112 72H113V70H112ZM32 74H34V75H32ZM113 74H114V72H113ZM141 74H143V73H141ZM105 76L108 77L109 74L108 75H105ZM105 76H103L104 77L103 79L99 80V81H102L103 80V89H105L106 86L111 87V84L113 82H116L117 80H121L122 81V79L121 78L119 79L116 74H114V76H113L114 78L113 77L110 78L111 82L109 80V77L110 76L108 78H106ZM139 76H138V78H139ZM42 77H43V75H42ZM54 77H53V79H54ZM33 78H35V77H33ZM45 78L47 79L48 76L43 77V79H45ZM46 79L44 80V83L46 82ZM53 79L51 81H53ZM78 79L80 80V78H78ZM114 79H117V80L114 81ZM128 79L130 80L129 77H128ZM139 79H140L139 81H141V83H139V81H138V83H136V80L137 79H135L134 80V83H135L134 85H135V87H137L136 86L137 84H141V92H142V89H143L142 87H143V85H145V83H144L145 82L144 81V76L141 77V78H139ZM151 80L153 81L154 79H151ZM151 80H149V82ZM37 81H39V83L41 82L40 79H37L36 82ZM93 81H95V80H93ZM142 81H144V82L142 83ZM108 82L111 83V84H109ZM153 82H155V81H153ZM161 82H157V85L160 86V83ZM25 83H27V84H25ZM39 83L37 82V84H36V83L32 82L31 85L32 84H35V87H36ZM50 83L53 84L52 82H50ZM104 83H106V84H104ZM80 84L84 86V87L82 86V88H83V89L81 88L82 90L80 89L81 91L85 90L86 89L85 86H88L89 85L88 83H87V85L86 84L84 85L83 82L80 83ZM123 84L122 85L118 84V86H116L115 88H120V86H123ZM154 84H152V88L154 87ZM53 85L55 86V83ZM32 86H34V85H32ZM96 86H97V84L95 83L94 84V87H96ZM127 86H128V84L125 87L126 88H129ZM51 87L52 86L49 85L48 86V89H50ZM61 87H63V86H61ZM97 87H99V86H97ZM225 87H228V86L226 85ZM28 88H31L30 85L28 86ZM28 88L26 87L25 89H28ZM46 89H47V87H46ZM89 89H91V87ZM89 89H88V91H89ZM99 89H100V91L99 90H95V92H93V93H95L94 95H97V93H96L97 91L99 93L103 91V89H101V88H99ZM155 90L157 92V89H155ZM29 91H31V90H29ZM69 91L71 92L72 90H69ZM105 91H107V89H105L104 92H102V93L103 94H106V95L103 96L102 93L99 94V95L103 96V99L106 101L107 98H108V94L107 93H109V98L111 96H110V91H107V92H105ZM23 92L26 93L25 91H23ZM43 92L44 91H41L40 93L44 94ZM70 92H69V94H70ZM121 92L122 91H119L118 90V94L119 95L116 94V93H115L116 94L115 95L113 93L114 94V95L112 94L114 96V99H112L113 101L111 100L110 103H107L106 102L100 108L104 109V107L105 108H107V107H113V108L114 107H117L116 104H118V103H114V101L116 99H118V97L121 98V95H120ZM144 92H146V91H144ZM162 92L163 91L161 90V93ZM29 93H31V92H29ZM86 93H87L86 91H84V93H81V94H84V95H82V97H84ZM137 94L140 95L141 93H137ZM137 94H136V96L138 97L137 99H139L140 97ZM117 95H118V97H117ZM149 95L152 96V93L149 94ZM163 95L159 96V98L162 97ZM22 96L23 95H21V97ZM133 96H135V93H134ZM142 97H144V96L142 95ZM72 99L75 100V98H72ZM72 99H71V103L72 104L74 103L73 105H75V103L77 101L74 102V100H72ZM103 99H101V100L103 101ZM125 99L127 100L128 97L126 96ZM85 100H86V98H85ZM101 100H100V102H101ZM121 100H123V99H120L119 101H121ZM79 101H81V100H79ZM95 101H97V100H95ZM200 101H203L205 103V105H206L205 107L207 108V110L211 114V115H209L211 117H210V120H208V122H206L205 120H203L204 117H202L201 114L199 113L201 111L204 114L207 113V111H205L206 113L203 111V110H205L203 108H200L201 111L198 109V106L197 105L200 104V103H198ZM23 102H24V104L26 102H28V103H26L27 105L26 104L23 105V107L25 106V108H26L27 106L31 105L34 102V100H33V102L30 101V103H29L28 100H26V101L24 100ZM92 102H94V100ZM160 102H161V100H160ZM64 103H62L63 104V106H62L63 108L66 105ZM96 103L99 104V102H96ZM101 103H103V102H101ZM148 103H149V101H148ZM67 104H69L68 101H67ZM80 104L81 103H78L76 105V107L78 108V105H80ZM111 104H113V105L111 106ZM119 104H122V103L119 102ZM133 104H134V102H133ZM73 105L69 104V106L71 108H73L72 107ZM141 105H143V104H141ZM151 105H153V103ZM154 106H155V108H159L161 106H162V109L164 107L166 108V106H163V105H159V107H156V104H155ZM41 107H43V105ZM58 107L59 106L56 107L57 108V111H63V109L61 108V106H60V110H58L59 109ZM54 108H51V110L48 111V113L51 112V111H53V110H56ZM140 108H141V106H140ZM140 108H138V111H139ZM220 108H222V111H223V118L226 117V119L228 118L229 120H231V122L228 121V120H225V123H224L223 122L224 120L221 119V123L222 124L220 123L219 116L222 117V115H219L218 116V114H221L222 113V111H221V113H219L220 112V110H219ZM33 109H34V107H33ZM162 109H161V111H163ZM167 109H168V107H167ZM167 109H166V112H167ZM104 110L106 111V109H104ZM125 110L126 109H122L120 111L117 110V112L121 113L123 111L124 113H126ZM26 111L27 110H25V113H27ZM29 111H31V113L32 112H35L32 109H28V112ZM38 111H41V110H38ZM71 111H73V110L71 109ZM102 112H104V111L102 110ZM164 112L165 111H163V113ZM59 113H61V112H59ZM146 113H147V111L145 112V114ZM163 113H161V114H163ZM145 114H144V117L143 118H141L142 117L141 116L140 119L139 120H136V121L142 123L143 120L141 121V119H144L145 117L147 118V115L148 114H146V115ZM164 114H166V113H164ZM44 115L45 116H49L47 114V112ZM69 115L71 116L70 113L68 114V117H69ZM149 115H151V114H149ZM207 115L208 114L205 115L206 118L208 117ZM53 116H55V115H53ZM164 116H166V115H164ZM24 117H23V119H24L23 122L24 123H26V121L28 122L27 118L25 117L26 118L25 119ZM40 117H41L40 119H42V116H40ZM47 118H49L51 120L50 117H47ZM63 118H62V120H64ZM163 119H164L163 120L164 122H160V123H165L166 122L165 121V118H163ZM39 120H37V123H38ZM131 120H132V122H130ZM226 121H227V123H226ZM229 122L231 123L230 126L228 125ZM40 123H41V121H40ZM45 124L46 123H43L42 127H46ZM137 125H139V123H137ZM158 125H159V127H158ZM167 125H169L171 128H168V127L166 128ZM218 125H220V126H218ZM223 125H224V127H223ZM55 126H57V125H55ZM141 126L142 125H139V128ZM214 126H218V129L219 130L220 129L222 130L223 128L226 129V126H229L228 127V129H229L228 130V133L226 134L227 137H225V135H224V140L222 139L221 142L218 141L220 143H218V142L216 143L215 142L217 139L219 140V136L218 135L220 134V132L218 131V129L217 130L215 129L216 131H212V128ZM28 127H30V126H28ZM103 127H105V129L108 128L107 130H109L110 127H111V129H110L111 132L109 134H106V136H109V137H107V139H104L103 138L105 136V134L99 133L101 131V129H103L102 132L105 131V129ZM146 127H148V125L147 126L145 125V127H144L143 130H146L145 129ZM151 127L152 126L150 125L149 132L151 131ZM59 128H57V129L55 128L56 131ZM95 128L96 129L97 128L98 129L100 128L99 129L100 131L94 130ZM178 128H179V130H178ZM167 129H169V130H167ZM171 129H172V131H171ZM10 130H12V131L9 132ZM51 130H52L51 132H50V129H49L48 132H45V133H47V135L49 134V132L51 134L52 133H55V132H53L54 129L51 128ZM64 130H65V133H66L67 130L66 129H64ZM26 131H28V130H26ZM58 131H57V133H58ZM93 131H98V132H96V133L94 132L93 133ZM142 131L140 132L141 133L140 135H145V134H142ZM152 131L154 133V130H152ZM62 132H63L62 130L59 131V133H61V134H62ZM149 132L146 133V134H150ZM217 132L219 134L217 135L218 137L216 138V135L214 134V136H215L214 137L212 135V133H217ZM57 133H55V134H57ZM156 133H161V130L159 132H156ZM18 134L20 135V130H19ZM28 134L29 133H27L26 135H23V136L27 137ZM151 134H152V132H151ZM19 135H16V136H19ZM47 135L45 134L46 137H47ZM83 135L85 137H83ZM155 135H153L154 138L156 136H159V137L162 136L161 134H158L156 136ZM23 136L21 138L22 141L24 139ZM172 136H171V138H173ZM48 137H51V136L48 135ZM82 137H83V139H82ZM159 137H157L156 139H159ZM162 137H164V136H162ZM162 137H161V139H162ZM14 138H16V137H14ZM42 138H44V136ZM54 138H56V135H55V137L48 138V139L45 138V139L47 141H49L51 139L54 140V141H56V139H54ZM87 138H88V140L89 139H92L90 141H92L93 144L90 141L87 142V144L91 147V150H90V147L87 146V144L85 145L86 141H88ZM141 138H142V136H141ZM150 139H152V137ZM40 140H42V139H40ZM103 140H107L108 142H110V140H111V142L113 144H111V142L108 143L107 141H103ZM225 140H227V142H225ZM164 141H166V140H164ZM38 142H40V143H38ZM50 142H48V145L50 144ZM66 142L64 141V144ZM83 142H85V143H83ZM162 143L164 145H162ZM226 143H227V145L225 146L224 144H226ZM73 144L75 145L76 144V141ZM35 145H36V143H35ZM43 145H45V144H43ZM94 148H96V149L95 150H92ZM113 148L116 149V147H113ZM187 150H189V151L191 150V155L190 154H187V157H186L185 156V153L187 152ZM71 151H72V153H71ZM93 152L91 154H93ZM78 154H79V152H78ZM62 155H64V153ZM62 155H61V157H62ZM37 157H39V159ZM66 158H64L63 160L64 161H66V160L68 161L69 159L68 158L66 159ZM184 163H185V165H184ZM140 169H141V171H140ZM53 171H54V169H53ZM144 172L145 171H143L141 174H143ZM181 173H182V175H181ZM146 174H148L147 171H146ZM194 175H197V177H195ZM183 176H185V175H183ZM142 177H144V176H142ZM182 180H180V182H182ZM50 181H51V187H50V189H46V185L48 183H50ZM43 182H45V183L43 184ZM199 182H200V184H199ZM155 183H157V182H155ZM247 183L252 184V186H251L252 188L248 192V199H249V201L244 206V202H243L244 198L242 197V191H243V193H244V191H245V193H247L246 190H247L248 187H246V189L244 188L245 190H242L243 188H241V187L244 186ZM202 185H204V187ZM145 186H144V188L146 189ZM183 186H184V184H183ZM151 188L152 189H149V191L153 190L154 192H150L149 193V192H147L148 190H143L142 188H140L141 190H143L142 193H141L140 192L141 190H138L137 189L138 190L137 195H140V194L142 195L143 194L142 197H144V196L146 197V194H148L149 196L147 195L148 196L147 200L150 199L149 197L152 198V196L154 195L153 199H155L159 195H162L163 193L161 194L160 191L164 192V189H165V187L163 188L162 186L161 187L159 186V190L160 191H157L156 190L157 188H154L156 191L153 189V187H151ZM161 188L163 190H161ZM170 188H172V187H170ZM199 189H200V191H199ZM211 189H213V187H211ZM165 190L168 191V189H165ZM167 191L165 193V197H167L166 195H168V194H169V197L170 198L173 197V195L170 196L171 193H169V192L167 193ZM186 192H187V190H186ZM176 193H177V191H176ZM128 194H130V193H128ZM216 194L217 195L219 194L220 197L223 196V199H224V196H225L226 199H227V201H228V202H226L227 204L226 203L224 204L225 201L220 202L223 199H221V198L219 199L218 197H214ZM111 195H109V197ZM130 195H132V196H131V198H129V201L134 197L133 194H130ZM39 196L42 197V201H39V199H38ZM106 197H107V195H106ZM142 197L141 196L140 197L139 196L138 197L136 196V197H134L133 200L137 201V203H138L139 200H140V198H142ZM163 197H164V195H163ZM162 198H159V200H158L159 202L156 204V205L159 204V207L161 205L160 204L161 201L164 200V198L163 199ZM241 198L243 200H241ZM50 199H51L52 202L51 201L49 202ZM105 199H103V201ZM160 199H161V201H160ZM245 199L247 200V198H245ZM147 200L145 199L144 201H147ZM118 201H119V204L117 203ZM153 201H156V200H153ZM101 202H99V205H101L103 203V202L102 203ZM179 202L176 203V204L179 205ZM185 202L186 201H184L183 203H185ZM102 205L104 206V204H102ZM118 205H119V207H118ZM152 205L155 206L154 204H152ZM163 206H165V204ZM197 206H198V204H197ZM201 206H198V207H200V212L205 209L204 207H201ZM51 207H53V206L51 205ZM115 207L117 209H115ZM149 207L151 208V204H150ZM187 207H189V206H187ZM14 208H16V211H13V210H15ZM160 208H159V210H160ZM164 208L167 209V207H163V209ZM173 208L174 207H171V209H173ZM202 208H204V209H202ZM145 209L146 210H141L142 212H139L140 209H138L139 211L136 210V208L133 211L131 209L132 212H134V211L135 212L133 214L130 213V215H128L127 213H129L130 211L127 212L126 211L127 208H126V210L123 208L122 211H126V213H123L122 212L124 214V216H121L122 214H121V212H119V210H121V207H120V209L118 210V212H119L118 213V218L119 217H124V218L126 217L127 218V216H131L130 219H127L128 222H129V224H130V221L129 220H134V218H136L135 217L136 216L135 213L138 212L139 213L138 215H140V217H142V218L143 217H146V216H143V215H147L148 216L149 213H152L151 216H153V219H154V214H153L154 213V210H153V212H150L149 211L150 209L147 210L148 207H146ZM163 209L161 211L162 212H165V211H163ZM168 209L170 210V207H168ZM51 210H53V208L50 209V212H51ZM96 210L98 212V206H95V211ZM221 210H223V209H221ZM143 211L145 213H146V211L147 212L149 211V213H146V214L144 213L143 214ZM212 211H214V210H212ZM21 212H22V214H20ZM97 212H96V215L98 214ZM183 212H185V210H183ZM207 212H208V210H207ZM52 213H51V215L54 214V213L53 214ZM210 213H211V211H210ZM119 214H121V215L119 216ZM125 214H127V216ZM164 214L165 213H163L162 216H160V214H159L160 218L161 217H164V216L165 217L168 216V212H167V215L166 214L164 215ZM180 214H182V212ZM219 214L221 215L220 212H219ZM224 215H222V218L223 219H224V217H223ZM242 215H245V213L242 214ZM207 216H209V215H207ZM140 217H138V218H140ZM55 218L58 221V219H57L56 216H55ZM87 218H88V220H87ZM89 218L92 219L93 222L90 221ZM115 218H117V216H115ZM124 218H123V220H124ZM142 218H141V220L140 219L139 220L142 223H144L143 226L146 227L145 225H148V222L147 221L146 222H143V220L145 218L143 220H142ZM149 218H152V217H150V214H149ZM149 218L147 217L148 220H149ZM173 218H174V216H172V220L171 221H174V222L178 223L179 219L177 218V221H175L174 219H176V218H174V219ZM227 218H229V217H227ZM53 219H54V217H53ZM85 219H86V222H85V225L84 226L81 225V223L83 221H85L84 218H83V219H81L83 221H80V223H79V221L77 222L79 225L76 223L78 226H75V225L72 224L75 227H73V226L69 227V229L67 230L68 232L63 230V233L66 234V232H67V236H65L66 239L64 238V236H62V235H65V234H63V233L60 234L61 237H63L62 238L63 239V243L68 244L69 245L68 247L72 246L73 243H76L78 246L79 245H82V243H85L86 239H88V238L90 239V236L91 235H94L93 233H98L97 231L98 230H101V227L102 226L99 225V224H97V226H96L93 217H88V215H87V217H85ZM119 219L116 220V222L118 224L121 223V219L120 220ZM47 220H49V219H47ZM57 221H56V224L58 223ZM126 221H125L124 225L128 224ZM214 221L216 222L217 220L214 219ZM223 221L226 222L225 219ZM232 221H234V220L232 219L231 222H229V223L232 224ZM133 222H135V221H133ZM133 222H132V225H133ZM136 222H137V220H136ZM163 222H162L161 225H160V222H157V223L160 225V227H162L163 226ZM174 222H172V223H174ZM185 222L186 221H184V223ZM204 222H206V221H203L202 222V220H201V222H200V223H203V224H201V227L203 225L202 228L206 227V225H204ZM111 223L112 222H110V224ZM154 223H156V220H153V225H154V228L156 229V231H158V234L159 235L160 234H163L164 231H165V230L163 231V227L161 228L162 230H160V231H163V232H160L156 228L157 223L156 224H154ZM169 223L172 224L168 220V225H169ZM93 224L96 226L95 229H94V225ZM118 224H116V225H118ZM137 224L139 225L140 223H137ZM166 224H167V222H166ZM183 224H182V226H183ZM185 224H184V226H185ZM217 224H219V223H217ZM238 224L242 226V224L240 223V221L238 222ZM38 225H39V223L37 224V226ZM51 225L49 226L50 229H51ZM134 225H135V223H134ZM140 225L138 226L139 228H135L134 230L137 229L136 231H138L140 229ZM112 226H113V224H112ZM169 226H172V225H169ZM218 226L223 227V226H221V224H219ZM103 227H104V225H103ZM144 227H141V229L142 228L145 229ZM208 227H207L208 230H215L212 227H210V228H208ZM49 228L47 229V231L49 230ZM120 228L122 229L121 226H120ZM165 228H167V226ZM172 228H174V227H172ZM172 228H170V229H172ZM45 229H42L40 232L41 233L42 232L44 233L43 230H45ZM125 229L126 228H124V230ZM143 229L141 230V232L143 231ZM149 229H150V227H149ZM149 229H147V230H149ZM155 229L154 230L150 229V230L153 232V231H155ZM174 229H176V227ZM181 230H182V228H181ZM181 230H180L181 233H183V232L185 233V230H186V232H188L189 234L190 233L192 234V232L190 231L192 229H189V230L188 229H183L182 230L183 232ZM216 230H219V229H216ZM227 230H229V229H227ZM126 231H127V229H126ZM146 231L144 233H146ZM151 231H150V234H152ZM166 232H168V231H166ZM166 232H165V234H166ZM124 233H125V231H124ZM132 233H135V231L132 232ZM237 233H239V232H237ZM237 233L235 234V236L237 235ZM137 234H138V236L141 234L142 235V236L140 235L141 237H146V235L144 236L142 233H138V232L135 233L136 236H137ZM158 234H157V236H159ZM243 234H244V232H243ZM153 235H155V234H153ZM168 235H170V238H167V237H169ZM232 235H234V234H232ZM241 235H242V232H241ZM260 235H258V236H255L254 235L255 236L254 238H257ZM152 236L148 235L147 238L157 237V236H154V237H152ZM171 236H172V230H171V233H168L166 236H160L158 240L155 239V238L154 239H155V241H158V243H159L162 240L161 237L162 238L165 237V238H163V242L161 241V243H163V245H164V240H165V242L167 241V239H172L173 240L172 242L176 241L175 240V237L172 238ZM236 237H238V236H236ZM193 238H195V234L194 235L192 234V240H193ZM154 239H150L151 242H153ZM245 239H249V238L246 237ZM20 240L18 242H20ZM155 241H154V243H155ZM249 241H250V239H249ZM249 241H247L248 242L247 245H249ZM257 241L264 242L262 240V238H260ZM169 242H170V240L166 242V244L168 243L167 244V247H169V244H170ZM177 242L178 241H176V244H177ZM237 242L238 241H236V244H237ZM52 243L53 242L50 241V243L47 242V243H44V244H46V246H49L51 244L50 247L52 248L53 247V244ZM161 243H159V244L161 245ZM191 243L192 242H190V244ZM251 243H252V241H251ZM43 245H41L38 248H41L43 250L44 247H45V245H44V247H43ZM155 245H156V247L158 246L157 242L155 243ZM163 245H161V246L163 247ZM161 246H159V248ZM178 246L176 248L179 251L180 248H178ZM184 246H185V244H184ZM249 247H251V246H249ZM18 248L15 249V252H17ZM71 248L73 249L72 250L73 253L71 252V249H68V250H70L69 252H71L74 255L75 254L76 255H79V258H81L80 254L83 252L82 249H85V248H81V250L78 249V248L75 249L74 246H72ZM235 250L236 249H233V252H235ZM11 251H13V250H11ZM85 252L86 253L88 252L87 251V248H86V251ZM182 252H183V250H182ZM185 252H187V251L184 250V253ZM238 252L241 253L240 251H238ZM242 252H243L244 255H246L245 254L246 253L245 250H243ZM7 253H8V251H7ZM71 253H68V254H70L69 257L72 256ZM9 254H10L9 256H11V253H9ZM35 254H37V253H35ZM74 255L71 257V259L75 257ZM12 256H11V258H12ZM181 258H182V256H181ZM76 260H79V259L76 258L75 259V262H77ZM81 260H84V259H81ZM15 261H17V259H15ZM72 264H75V263H72Z\"/></svg>",
  "mask_w": 264,
  "mask_h": 264
}]
</instances>
